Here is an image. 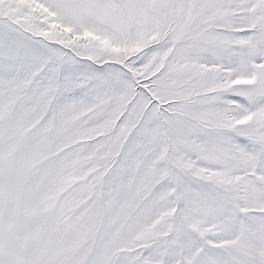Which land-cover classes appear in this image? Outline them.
Returning <instances> with one entry per match:
<instances>
[{
    "label": "snow or ice",
    "instance_id": "snow-or-ice-1",
    "mask_svg": "<svg viewBox=\"0 0 264 264\" xmlns=\"http://www.w3.org/2000/svg\"><path fill=\"white\" fill-rule=\"evenodd\" d=\"M0 264H264V0H0Z\"/></svg>",
    "mask_w": 264,
    "mask_h": 264
}]
</instances>
